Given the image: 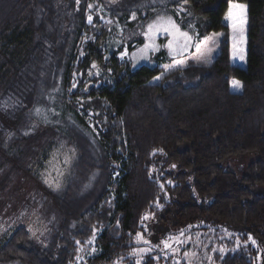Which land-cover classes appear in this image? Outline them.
Here are the masks:
<instances>
[{"label":"trees","instance_id":"1","mask_svg":"<svg viewBox=\"0 0 264 264\" xmlns=\"http://www.w3.org/2000/svg\"><path fill=\"white\" fill-rule=\"evenodd\" d=\"M230 2L247 10L245 68L230 62ZM89 3L0 0L1 159L55 207L44 239L25 227L0 234V264H71L93 230L87 264H137L132 251L146 216L169 230L223 225L247 244L218 264H254L258 255L264 264V0H132L111 10L123 26L143 10L144 22L164 13L198 39L222 34L212 64L164 73L165 54L131 71L117 57L124 45L108 53L114 34L100 24L99 33L87 31L94 42L82 43ZM142 42L128 43V52ZM92 62L102 77L89 79ZM248 155L239 172L226 167ZM142 264L169 263L145 255Z\"/></svg>","mask_w":264,"mask_h":264},{"label":"rangeland","instance_id":"2","mask_svg":"<svg viewBox=\"0 0 264 264\" xmlns=\"http://www.w3.org/2000/svg\"><path fill=\"white\" fill-rule=\"evenodd\" d=\"M89 1L90 3L88 4L87 12L85 14L87 28L83 33L82 43H86L89 38L90 41L94 42L93 35L87 34V31L95 29V31H98L99 33V24L106 32L109 33L110 31H113L114 35L108 36L107 38L106 44L108 53L117 49L120 45H124L122 47V52L117 57L120 61L128 62L131 71H134L141 66H157L158 64L155 57L159 54H165L169 58L168 64L161 63L159 65V68L163 73L171 69L185 67L188 63L208 66L212 64L218 54V45L222 36L221 33H212L203 39H198L194 33H188L192 37V40L187 49L183 51L178 50L174 54L170 52L167 45L170 41L178 39L179 37L170 35L161 29L148 33V25L156 23L158 17L171 16L164 13L157 14L147 22H144L142 19L145 16V12L143 10L140 11L142 18L139 19L136 11L133 10L128 16L126 25L123 26L115 16L113 17L110 11L116 8L121 10L125 5L130 4L132 0ZM89 5H91V7H89ZM232 5H243L245 9L243 44L239 43V32L235 34L237 39L234 41L231 21L226 19ZM179 10L180 8L177 9L176 12L180 13L181 11ZM133 14H135V18H133ZM246 15L247 10L244 4L230 2L224 17V24H226L229 29L230 62L239 68H245L246 66ZM89 16L92 17L91 23H89L88 20ZM132 24L133 26H130ZM140 39L143 41L142 44L135 46L131 52H128L126 45ZM197 44L200 45V52H197ZM234 44L237 48L235 58ZM145 45H149L150 47L145 53H142L141 50L145 49ZM241 48L243 49V60L239 58L238 49ZM82 55L83 54H80V56ZM175 60H181L183 63L181 65H175ZM94 64L96 67H93ZM170 65L175 66L166 67ZM102 76L103 71L99 63L92 62L88 70L89 79ZM155 81L158 80L154 79L152 82ZM230 90L233 93H239L241 88L234 89L230 83ZM77 99L81 101L83 98L79 97ZM37 115H40L43 122L47 121V117L44 116L42 110H40V114ZM85 119L89 125H91L90 119L88 117H85ZM253 158L254 155H248L243 158L235 157L226 161L225 164L226 167H231L232 171L239 172L240 168L245 167L248 162L253 160ZM10 165L8 159L2 161L0 154V234L9 227L25 225L28 229L30 228L33 237L44 239L48 235V225L50 220H53L54 215L52 212L55 211V207L52 202L46 198L43 190L38 189L29 177L20 174V172H15L14 169H10ZM15 173L19 175L18 178L15 177ZM49 186L60 188L61 185H53L49 182ZM146 217V219L144 218L143 224L145 233L144 235L136 236L135 244L137 247L132 251V256L136 260V263L139 262V264H142L145 255H152L155 260L162 258L164 262H168L169 264H218L216 260L217 257L224 256L229 252H234L241 246L247 244H242L240 242L235 230H230L223 225L213 222L201 221L181 230H169L156 224L150 216ZM38 221H40L42 225H39ZM93 234V237L89 240L92 241V243H88L89 241H87L84 245L78 246L77 255L71 264H87V259L95 252L94 241L97 236V231L93 230ZM145 241H147V243H145ZM251 246L253 249H256V245L251 243ZM259 261L260 257L258 255L254 264H259ZM9 264L20 263L12 262Z\"/></svg>","mask_w":264,"mask_h":264},{"label":"snow or ice","instance_id":"3","mask_svg":"<svg viewBox=\"0 0 264 264\" xmlns=\"http://www.w3.org/2000/svg\"><path fill=\"white\" fill-rule=\"evenodd\" d=\"M185 3H187V0H184ZM89 7H91V5H89ZM236 10V11H234ZM179 11H184V9L181 7V9ZM133 18H135V14H133ZM226 19H229L231 21V26L233 28V39L234 41H236L237 37H236V33L239 32L240 33V39H239V43L243 44V25L245 23V9L243 5H232L229 9L228 15L226 17ZM89 23L92 22V17L89 16L88 17ZM157 29H161L162 31L169 33L170 35H174L176 37H179L178 39H174L173 41H170L167 45L168 49L170 50V52L172 53H176L178 50L179 51H183L186 50L189 43L192 40V37L186 33L183 32L179 26L173 21V19L171 17H158L157 18V22L154 24H149L148 25V33H151ZM147 35V33H146ZM149 45H145V49H142L141 52L145 53L146 50L149 48ZM154 47V46H153ZM196 49L197 52H200V45L197 44L196 45ZM236 45L234 44V58L236 55ZM239 51V58L241 60L244 59V55H243V49H238ZM183 62L181 60H175V65H181ZM175 65H170V66H166V67H171V66H175ZM93 67H96V65L94 64ZM156 80H159L160 77H156ZM232 87L234 89H240L242 87V84L240 81L238 80H233L231 82ZM36 113L40 114V109L37 108L36 109ZM173 167H175V165H173ZM161 187H163V185H161ZM147 217H145L146 219ZM249 240H251L252 244L255 245L256 241L252 240L251 237H249ZM77 243H80L79 241H77ZM88 243H92V241H89ZM145 243H147V241H145ZM167 246V245H166ZM137 264H139V262H137Z\"/></svg>","mask_w":264,"mask_h":264},{"label":"flooded vegetation","instance_id":"4","mask_svg":"<svg viewBox=\"0 0 264 264\" xmlns=\"http://www.w3.org/2000/svg\"><path fill=\"white\" fill-rule=\"evenodd\" d=\"M15 227H25V229H27V226H25V225H18V226H15ZM10 228H14V227H9L7 230H9ZM7 230H4L1 234H3L4 232H6Z\"/></svg>","mask_w":264,"mask_h":264}]
</instances>
